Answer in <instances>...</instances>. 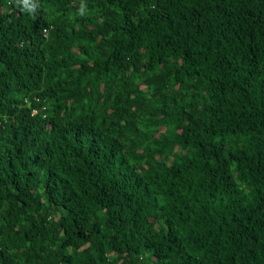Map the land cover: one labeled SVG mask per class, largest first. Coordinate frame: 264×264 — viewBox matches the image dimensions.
Wrapping results in <instances>:
<instances>
[{
  "label": "trees",
  "instance_id": "1",
  "mask_svg": "<svg viewBox=\"0 0 264 264\" xmlns=\"http://www.w3.org/2000/svg\"><path fill=\"white\" fill-rule=\"evenodd\" d=\"M27 4L0 0V264H264V0Z\"/></svg>",
  "mask_w": 264,
  "mask_h": 264
},
{
  "label": "clouds",
  "instance_id": "2",
  "mask_svg": "<svg viewBox=\"0 0 264 264\" xmlns=\"http://www.w3.org/2000/svg\"><path fill=\"white\" fill-rule=\"evenodd\" d=\"M23 4H24V7L27 8V10L29 12H32L34 10V8H35V5H32L31 7H29L28 4H27V0H23ZM80 11H81V13H83V11H84L83 6L81 7Z\"/></svg>",
  "mask_w": 264,
  "mask_h": 264
}]
</instances>
